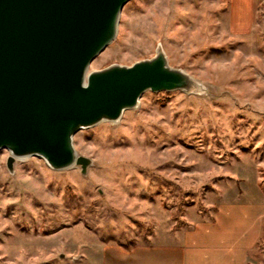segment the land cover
<instances>
[{"label":"rangeland","instance_id":"obj_1","mask_svg":"<svg viewBox=\"0 0 264 264\" xmlns=\"http://www.w3.org/2000/svg\"><path fill=\"white\" fill-rule=\"evenodd\" d=\"M226 11L220 0L123 7L89 70L160 45L203 90L146 91L117 122L77 132L85 175L37 157L10 173L0 150V264H133L149 249L183 264H264V0L245 33L230 31Z\"/></svg>","mask_w":264,"mask_h":264},{"label":"water","instance_id":"obj_2","mask_svg":"<svg viewBox=\"0 0 264 264\" xmlns=\"http://www.w3.org/2000/svg\"><path fill=\"white\" fill-rule=\"evenodd\" d=\"M130 0H0V150L85 175L91 160L73 136L117 122L146 91L196 94L202 85L171 67L160 45L149 59L89 70L115 39Z\"/></svg>","mask_w":264,"mask_h":264},{"label":"crops","instance_id":"obj_3","mask_svg":"<svg viewBox=\"0 0 264 264\" xmlns=\"http://www.w3.org/2000/svg\"><path fill=\"white\" fill-rule=\"evenodd\" d=\"M220 2L222 4L227 2V27L230 31L233 33L247 32L253 23L254 0H220ZM153 249L157 250L154 247ZM149 250L151 251L149 252L150 260L145 261L144 258L138 260V257H142L141 253H138L133 264H183V258L181 259L180 255L175 251L165 253ZM142 259L144 260L142 261Z\"/></svg>","mask_w":264,"mask_h":264}]
</instances>
